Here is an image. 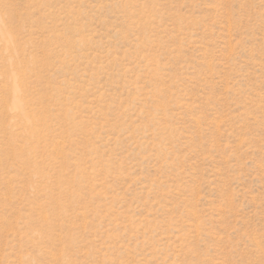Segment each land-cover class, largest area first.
Here are the masks:
<instances>
[{
	"label": "rangeland",
	"instance_id": "374dc122",
	"mask_svg": "<svg viewBox=\"0 0 264 264\" xmlns=\"http://www.w3.org/2000/svg\"><path fill=\"white\" fill-rule=\"evenodd\" d=\"M0 264H264V0H0Z\"/></svg>",
	"mask_w": 264,
	"mask_h": 264
}]
</instances>
